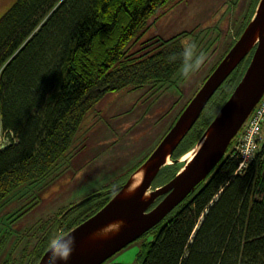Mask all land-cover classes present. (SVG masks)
<instances>
[{"label": "trees", "instance_id": "obj_1", "mask_svg": "<svg viewBox=\"0 0 264 264\" xmlns=\"http://www.w3.org/2000/svg\"><path fill=\"white\" fill-rule=\"evenodd\" d=\"M170 1L14 0L0 16V134L8 139L0 145V202L22 183L41 188L61 174L83 144L73 145L87 111L106 90L144 83L167 86L189 71L183 66L188 52L181 41L189 31L157 38L161 41L155 49L138 56L126 49L145 32L147 18ZM244 56L210 96L171 158L202 135L247 66L238 67ZM234 139L206 178L151 227L153 238L137 252L135 264H264V145L238 172V158L231 152ZM170 166V171L162 167L164 180L178 168ZM119 187L86 195L70 219L64 216L75 206L65 213L59 210L52 240L43 246L48 231L40 233L35 248L42 251L31 264Z\"/></svg>", "mask_w": 264, "mask_h": 264}, {"label": "rangeland", "instance_id": "obj_2", "mask_svg": "<svg viewBox=\"0 0 264 264\" xmlns=\"http://www.w3.org/2000/svg\"><path fill=\"white\" fill-rule=\"evenodd\" d=\"M13 2L0 0V16ZM255 2L171 0L147 18L150 24L140 38L128 42L127 52L132 56L150 52L161 39L189 31L181 38L188 52L183 66L189 71L167 86L144 83L106 90L98 98L87 111L73 145L76 147L82 141L83 144L75 148L61 174L41 188L22 183L0 202V264H29L37 259L42 251V247L35 248L37 238L48 231L43 246L50 243L59 210L96 190L123 184L201 86L210 66L252 13ZM251 53L252 50L239 63L240 70L248 63ZM7 140L0 134V145ZM168 160L163 167L170 171V164L177 163ZM164 173L161 167L150 188L165 181ZM75 207L64 220L77 214L79 209ZM153 235L149 228L99 264H135L137 252L146 247Z\"/></svg>", "mask_w": 264, "mask_h": 264}, {"label": "water", "instance_id": "obj_3", "mask_svg": "<svg viewBox=\"0 0 264 264\" xmlns=\"http://www.w3.org/2000/svg\"><path fill=\"white\" fill-rule=\"evenodd\" d=\"M255 35L256 38L254 39ZM250 50L252 53L249 62L240 79L202 135L192 145L194 146L203 140L190 162L187 164L185 162L180 163L181 155L171 158L172 150L199 115L218 85ZM263 92L264 0H258L240 35L190 98L147 158L130 173L119 189L102 206L65 233L57 236L43 251L35 264H99L106 257L157 224L198 183L206 178L210 170L223 156L230 142L236 137ZM164 149H167L169 158L172 162L177 163L178 168L170 178L150 188L153 177L165 164L163 161ZM141 166H145V172L137 191L128 197L118 196L120 191L127 186L133 172ZM180 168L182 169L180 170ZM147 186L150 194L146 199H142ZM159 196L160 198L155 201ZM84 199L73 203L63 213ZM115 218H129L131 221L119 232L104 240L100 246L79 248L85 235L101 224ZM59 244H67L71 247L72 252L67 260L58 258L53 260V249Z\"/></svg>", "mask_w": 264, "mask_h": 264}, {"label": "bare ground", "instance_id": "obj_4", "mask_svg": "<svg viewBox=\"0 0 264 264\" xmlns=\"http://www.w3.org/2000/svg\"><path fill=\"white\" fill-rule=\"evenodd\" d=\"M255 38H256V35L254 36V39ZM202 141L203 140L199 141L196 145L192 146L187 151L182 153L180 156V163L185 162V164H187L188 162H190L191 158L193 157V155L197 151V149L200 146V144L202 143ZM163 152H164L163 161L166 163L169 161L168 159H170V158H169L167 149H164ZM164 167H166V166H164ZM181 169L182 168H180V170ZM160 170H161V168H160ZM144 172H145V166H141L135 172H133V174L131 175V177L129 179L127 186L124 187L120 191L118 196L128 197V196L133 195L137 191V189L140 185V182L142 181V179L144 177ZM149 194H150L149 188L147 186L144 193H143L142 199H146L149 196ZM130 221H131V219H129V218H115V219L109 220V221L101 224L100 226L96 227L95 229H93L87 235L84 236V238L81 240L79 248L82 249V248H92V247L100 246V244L104 240H106L107 238H109V237L113 236L114 234H116L117 232H119Z\"/></svg>", "mask_w": 264, "mask_h": 264}, {"label": "built area", "instance_id": "obj_5", "mask_svg": "<svg viewBox=\"0 0 264 264\" xmlns=\"http://www.w3.org/2000/svg\"><path fill=\"white\" fill-rule=\"evenodd\" d=\"M264 92L246 118L232 147L238 158L236 171L241 172L264 145Z\"/></svg>", "mask_w": 264, "mask_h": 264}, {"label": "clouds", "instance_id": "obj_6", "mask_svg": "<svg viewBox=\"0 0 264 264\" xmlns=\"http://www.w3.org/2000/svg\"><path fill=\"white\" fill-rule=\"evenodd\" d=\"M53 251H54L53 260H55L56 258L67 260L69 256L71 255L72 249L67 244H59L55 246Z\"/></svg>", "mask_w": 264, "mask_h": 264}, {"label": "flooded vegetation", "instance_id": "obj_7", "mask_svg": "<svg viewBox=\"0 0 264 264\" xmlns=\"http://www.w3.org/2000/svg\"><path fill=\"white\" fill-rule=\"evenodd\" d=\"M161 183H162V182H161ZM159 184H160V183H159ZM157 185H158V184H157ZM154 186H156V185H154ZM154 186H153V187H154ZM159 198H160V196L157 197V198L155 199V201H157ZM153 203H154V202H153Z\"/></svg>", "mask_w": 264, "mask_h": 264}]
</instances>
